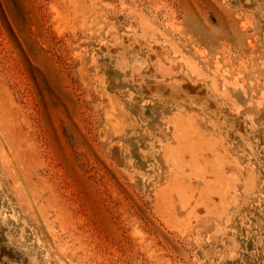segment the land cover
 <instances>
[{
  "label": "rangeland",
  "instance_id": "obj_1",
  "mask_svg": "<svg viewBox=\"0 0 264 264\" xmlns=\"http://www.w3.org/2000/svg\"><path fill=\"white\" fill-rule=\"evenodd\" d=\"M0 264H264V0H0Z\"/></svg>",
  "mask_w": 264,
  "mask_h": 264
},
{
  "label": "bare ground",
  "instance_id": "obj_2",
  "mask_svg": "<svg viewBox=\"0 0 264 264\" xmlns=\"http://www.w3.org/2000/svg\"><path fill=\"white\" fill-rule=\"evenodd\" d=\"M196 92H197V91H196ZM200 92H201V91H200ZM200 94H201V93H200ZM217 146H218V145H217ZM211 149H213V148H211ZM199 151H200V150H199ZM200 152H201V151H200ZM211 152H212V151H211ZM212 168L214 169V167H212ZM212 168H211V169H212ZM211 169H210V170H211ZM212 172H213V170H212ZM212 172L209 173V174L213 176L214 173L212 174ZM203 173H204V172H203ZM200 174H201V173H200ZM201 175H202V174H201ZM203 175H205V174H203ZM203 175H202V177H203ZM210 175H209V178H210ZM216 175H217V174H216ZM196 176H197V175H196ZM199 176H200V175H199ZM207 176H208V175H207ZM212 176H211V177H212ZM184 177H185V176H184ZM214 177H215V176H214ZM205 178H206V177H205ZM209 178H208V179H209ZM216 178H217V176H216ZM216 178H214V180H215ZM182 179H184V178H182ZM212 179H213V178H212ZM201 180H202V179H201ZM203 180H204V179H203ZM181 181H182V180H181ZM184 181H185V180H184Z\"/></svg>",
  "mask_w": 264,
  "mask_h": 264
}]
</instances>
